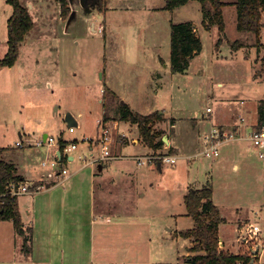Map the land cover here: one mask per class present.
<instances>
[{"label": "rangeland", "instance_id": "374dc122", "mask_svg": "<svg viewBox=\"0 0 264 264\" xmlns=\"http://www.w3.org/2000/svg\"><path fill=\"white\" fill-rule=\"evenodd\" d=\"M72 1L77 14L68 21L72 14L69 0L67 16L59 0H22L35 24L21 45L19 66L0 69V146L5 148L4 159L31 158L40 165L47 149L45 146L37 149L36 143L44 133L70 143L77 140L78 150L73 152L76 160L67 165L71 172L82 168L78 174L81 176L88 175L96 164H104L105 171L96 166V174L106 178L96 182V212L97 208L100 212L106 210L101 212L104 215L131 214L135 206L143 204L144 215L150 213L165 219L162 214L170 208L174 207L177 213L185 208L181 191L189 179L197 181L193 183L196 188L209 180L214 202L227 218L220 231L234 240L224 248L232 253H248L256 242L264 245V231L257 236L261 237L259 242L256 237L250 238L246 230L256 220V213L261 216L257 220L264 229V161L250 141H232L231 145L238 144V148L234 147L239 151L236 154L225 143L216 161L197 155L188 163L177 157L176 165L162 163V171L160 159L138 167L130 156L143 155L147 149H150L147 154L155 157L170 152L167 144L153 149L142 137L141 142L124 146L123 157L115 158L121 156L118 146L127 142L122 134L129 136L135 131L132 135L137 136L139 131L130 121H120L115 127L112 120L119 121L116 119L119 114L113 109L118 101L144 115L154 109L164 112L165 118L155 129L162 131L163 136L177 137L183 150L190 134L198 136L215 128L212 118L218 116L232 122L233 115L242 113L241 103L247 102L249 109L254 110L264 102V49L258 54L255 44L247 50L233 49L231 44L235 40L246 44L255 37L238 31L237 8L228 5L225 9L226 40L218 45L219 27L203 25V11L197 0L173 11L165 9L167 0H105L102 10L98 9V0ZM12 10L10 2L0 0V59L8 51L7 24ZM183 21L195 25L203 48L190 59L188 69L174 72L171 23ZM106 82L121 99L110 96L107 101L110 116L107 122L112 126L115 142L112 159L98 163L95 161L102 151L98 137L106 110L102 103ZM208 107L212 112L206 111ZM67 114L73 115L79 124L71 127ZM175 123L177 128L172 125ZM187 125L189 130L185 129ZM18 141L23 145H17ZM177 152L174 148L170 154ZM79 155L84 159H79ZM137 171L144 173L141 183L147 194L143 198L139 196V187L134 186L135 181L128 179V175ZM28 195L21 201L30 199ZM192 223L191 218L183 217L176 227L182 230ZM141 226V222H136L123 230L118 224V236L109 240L113 242L112 250L107 252L109 264L174 262L180 251L184 253L178 264H185L189 250L185 240L164 237L161 231H149L152 239L148 240ZM134 254L140 258L128 262L127 257Z\"/></svg>", "mask_w": 264, "mask_h": 264}, {"label": "crops", "instance_id": "0c3cea01", "mask_svg": "<svg viewBox=\"0 0 264 264\" xmlns=\"http://www.w3.org/2000/svg\"><path fill=\"white\" fill-rule=\"evenodd\" d=\"M69 2H70V6L72 7V14L70 15L69 19L70 18L72 19L74 15L77 14V11L73 8V4H72L73 1L69 0ZM103 2L105 3V0H103ZM31 7H33V5H31ZM227 8L228 6H225V9ZM225 9H224V16H225ZM263 19H264V10L262 13V20H261L262 23H264ZM250 41H248L245 44V46L241 49L247 50L249 49V47L253 48L255 44L254 39L252 38ZM261 41L263 46L261 50L258 51V54H260V52H262V50L264 49V42H263L264 26L261 30ZM19 62L21 61L17 60L14 66L11 67L7 66V67L10 69L16 68L17 66H19L18 65L20 64ZM107 85L108 84L106 82L104 89L105 87H108L120 100L121 98L120 96H118L115 89H113L112 87L110 88V86ZM103 102L104 100L102 101V103ZM120 104L122 105L126 103L125 102L121 103L120 101L117 102V106L115 107V110L113 109V111L116 114H119L118 110ZM155 110L159 111L158 109H154L153 111ZM240 110L242 111V113L238 116L233 115V117L231 118L232 122L220 119L218 116L215 117L214 119L212 118L211 119L213 120L212 126L215 125V127H219L226 131L239 129V131L246 134L260 123L259 109H257V107L254 110H250L247 102H243L240 104ZM153 111L148 113H152ZM243 117L246 119L245 122L241 121V118ZM116 119H119V121L118 120H112V121L114 122L115 127H118L119 122L123 120H121L119 116ZM108 123L110 124V122ZM172 125L174 128H177L178 126V124L176 123ZM187 126L188 127H185V129L189 130L190 126L189 125ZM209 132H211V130H209L208 132L202 131L201 133L198 134V136H193L192 134H190L189 137L190 141L186 143L187 148L185 150H183V147L181 149V146L178 145V138L175 136L170 137L167 135L164 136L162 135V139L165 142V144H167L165 146L167 147L169 146V149L170 148H173V150L174 148L177 149L178 152L176 155L170 154L169 152L170 155L177 156L179 158L183 157L188 163H191V160L197 157V155H199L200 151L204 147L202 136ZM132 134H136V132L135 131L133 133L131 132L129 136L122 134V136L126 138L127 142H125L123 145H119L120 147L118 146L119 153H121V156H117L115 158H120L124 156L123 153L124 146L129 145L130 142L137 144L142 141L140 131H138L137 136ZM45 135L46 133H44L41 139L46 138ZM20 136L23 137L22 133H20ZM48 136L50 135L48 134ZM238 140H245V139H238ZM58 141H60V139ZM232 141H237V140H232ZM232 141L227 142L226 144H229L232 147L231 150L233 149L232 152L234 154L239 153V151L234 148L238 144L231 145L230 143H232ZM73 142L78 143L77 140ZM226 144H223L222 148ZM22 145L23 143L19 146ZM43 146H45L47 149V155L45 157H51V158L54 157L55 153L58 150L56 149V146H49V145H43ZM0 147L4 148L2 145ZM236 147L238 148V146ZM36 148L40 149V147H36ZM147 153H150V149L149 150L147 149V151L143 155H147ZM138 155L139 154L130 155V156H132L133 158L134 156H138ZM220 156H218L217 158H219ZM216 159L214 160L210 159V160L216 161ZM75 160L76 157L75 159L73 157H70L68 162ZM7 162L9 163L12 162L15 165V167L17 168V173L21 175L26 182L29 181L35 184H44L46 186L39 192L31 193L32 195H28L30 194L28 193V194L19 195L18 197L21 219L25 224V228L27 229L28 235L31 234L32 236V240H31L32 250L29 255H26L22 251L24 237L20 236L16 232L13 220L0 221V264H85L84 262H86L87 264H109L110 263L109 254L107 252L112 250L110 249V247H112L113 245V242H110L109 240L113 238V235H115L116 237L118 236L117 226L119 223L120 226L124 227L123 230H126L129 227H131L133 223L141 222L142 225L144 226L141 227L145 228L144 233L146 234L148 240L152 239L151 233L149 231H154L158 233H160L161 231L162 236L164 237L167 236L171 238L173 236V237H177L178 239H181L182 241L185 240L187 242L186 249L190 250V247L193 246L192 238H186L180 235V232H182L183 230L191 229L195 226L194 220L190 216H188V214H186V208L181 210L180 213H177L174 207L170 208L169 210L166 211V213L162 214L164 215L165 219H163V217L155 218V216L150 213L148 214L145 213L144 215L143 214L144 207L142 206L143 204H141V206L139 204L135 206L134 208L135 212L134 213L132 212L131 214H126L125 212H121L119 214H114V215L110 213H106L104 215L101 212H107V211L104 210L100 212L99 208H97V212H96V207H97L96 182L103 181L101 180V177L104 180L106 179L101 173H99V175L96 174V166H98L99 171H105L106 168L104 167V164H96V166L90 169L88 175H81V176L80 175L78 176V174L80 172V169L82 170V168L78 170H73V172H71L69 168L70 175L61 182H55L49 179L46 180L43 179L45 169H43V167H41L38 163L34 162L33 159L31 158L29 161H25L24 158L20 157V160L18 161H14L10 159V161ZM108 165L110 166V164ZM138 167H143V166H138ZM235 167L237 168L238 164H235ZM159 168L160 171H162L163 166L161 167L159 166ZM143 174H144L143 172L137 171L136 174L131 173L130 176L128 175L129 180L135 181L134 186L136 185L137 187H139L138 188L140 189L139 196L142 198L147 194V191L144 190L145 188L142 184ZM196 182H197L196 180L189 179L188 183L183 187L181 191L183 197L190 188H196L193 186V183ZM207 182H209V180ZM203 183L206 184V182ZM201 187L202 186H199L197 188L199 189ZM131 190L133 191L134 187H131ZM143 190L144 193H142ZM25 195L30 196L29 197L30 199L24 200L22 202L21 199ZM183 204H184V200H183ZM255 215H256V220L253 221L252 223H256L260 225V222H258L257 218H261V216H259V213H256ZM222 216L225 219L224 222H227V218L223 215V213ZM183 217L191 218L193 223L190 227L183 228L181 230L176 226L178 225L179 220L182 219ZM171 225L173 226L171 227ZM219 231H220V227H219ZM220 232H221V246L223 248L225 246L228 247L229 242L234 240L229 239L226 235L223 234L222 231ZM127 235H128L127 233L124 234L125 237H127ZM108 242L110 246L108 245ZM189 250L186 251L187 256L192 255L189 252ZM183 253L184 251L179 252V254L177 255V259L175 258L176 259L174 261L175 263L171 261H159L153 264H178L180 262L179 257H181ZM235 253H238V251ZM137 257L140 258V255L134 254L132 256H128L127 261L133 262L134 259H138ZM185 264H187L186 261Z\"/></svg>", "mask_w": 264, "mask_h": 264}, {"label": "trees", "instance_id": "16d2710c", "mask_svg": "<svg viewBox=\"0 0 264 264\" xmlns=\"http://www.w3.org/2000/svg\"><path fill=\"white\" fill-rule=\"evenodd\" d=\"M13 7L12 15L8 19V51L0 59V69L11 67L17 62L21 45L34 27L32 14L22 0H7ZM62 5V12L68 15L67 0H59ZM194 0H167L165 9L175 10L177 7L187 4ZM201 4L203 11V25L207 28L212 25H218L221 34L218 39V45L226 40L227 24L225 23V6L233 5L237 8V28L241 33H252L255 35V45L258 51L263 44L261 41L262 13L264 10V0H197ZM103 0H99V10ZM171 60L172 70L182 72L190 66L191 58L199 53L203 48V42L196 32V27L190 21L171 23ZM233 49L239 50L245 46L244 42L235 40L231 43ZM264 60V59H263ZM264 75V68L262 70ZM105 107L104 121L110 119L107 113V101L110 96L116 98L115 94L108 87L103 92ZM259 122H264V102L259 106ZM119 117L123 121H130L138 126L143 142L153 148L160 149L165 142L162 139V131L156 130L155 125L162 122L165 118L164 112L154 111L149 114H141L130 108L129 105L120 104ZM172 119V123H173ZM67 145V141L60 138L59 149L62 150ZM170 152L173 148H170ZM4 148L0 147V221L13 220L16 232L24 237L22 251L29 255L31 247V234L28 235L25 224L21 219L18 195L12 193V183H19L25 179L17 173V168L12 162L4 160ZM169 153V152H168ZM158 166V165H157ZM184 204L186 214H188L195 223L191 229L183 230L180 235L186 238H192L193 246L190 247L194 254L187 256V264H251L252 255L238 252L231 253L221 246L220 224L225 221L219 207L214 202L213 186L207 182L201 188H190L184 195Z\"/></svg>", "mask_w": 264, "mask_h": 264}, {"label": "built area", "instance_id": "2783aa9c", "mask_svg": "<svg viewBox=\"0 0 264 264\" xmlns=\"http://www.w3.org/2000/svg\"><path fill=\"white\" fill-rule=\"evenodd\" d=\"M207 112H212L211 108L206 109ZM245 118H241L242 122H245ZM101 134L98 137V143L102 151L100 152L101 156L95 161L100 163V161L105 159H112V145L115 141L114 133L112 131V126L108 122H103L101 124ZM204 147L200 151L199 155L208 159H216L220 156L221 147L227 142L232 140L245 139L250 141L258 149L259 157L264 161V122L259 123L255 128L251 129L246 134L235 129L232 131H226L219 127H215L211 132L206 133L202 136ZM21 142H17V145H21ZM37 146L41 147L43 145L56 146L57 152L54 157H45L41 161L40 166L45 169L43 179H49L55 182H61L70 175L69 167L67 162L70 157L75 159L73 152L78 150V143L76 142H67V145L63 148V152L59 149V141L53 136H47L46 138L40 139L37 143ZM91 150L93 148L90 146ZM59 153L61 155L59 156ZM79 159H84L82 155H79ZM138 166H144L148 163L154 164L156 160L160 159L159 163H169L172 165L177 164V156L170 155L167 152L160 154L158 156L153 155H138L133 157ZM93 162V163H95ZM12 193L14 195H22L28 193H35L41 191L46 185L44 184H35L29 181H22L17 184L12 183ZM247 234L250 238L256 237L260 242L263 229L259 224L252 223L247 227ZM245 240L247 238L245 237ZM252 260L251 264H262L264 257V245L260 242L253 246L250 249Z\"/></svg>", "mask_w": 264, "mask_h": 264}, {"label": "water", "instance_id": "95a60500", "mask_svg": "<svg viewBox=\"0 0 264 264\" xmlns=\"http://www.w3.org/2000/svg\"><path fill=\"white\" fill-rule=\"evenodd\" d=\"M74 15V14H73ZM72 15V16H73ZM71 20V18L69 19V21ZM66 120H67V122L69 123V125L71 126V127H75V126H77V121L75 120V118L73 117V115H71V114H67V118H66ZM48 136V133H46V135H45V137H47ZM165 139H166V137H165ZM61 155V153H59V156ZM159 164V166L161 167L162 166V164L161 163H158Z\"/></svg>", "mask_w": 264, "mask_h": 264}, {"label": "flooded vegetation", "instance_id": "af4514ba", "mask_svg": "<svg viewBox=\"0 0 264 264\" xmlns=\"http://www.w3.org/2000/svg\"><path fill=\"white\" fill-rule=\"evenodd\" d=\"M87 1H89V2H91V1H92V2H93V0H87ZM96 1H97V0H96ZM98 1H99V0H98Z\"/></svg>", "mask_w": 264, "mask_h": 264}]
</instances>
